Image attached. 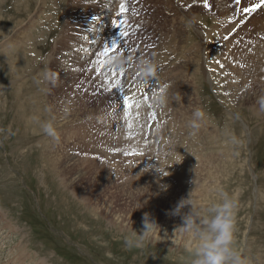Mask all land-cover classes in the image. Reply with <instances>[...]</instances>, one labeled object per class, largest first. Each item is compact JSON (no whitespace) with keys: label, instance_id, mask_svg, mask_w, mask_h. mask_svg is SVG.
<instances>
[{"label":"rangeland","instance_id":"1","mask_svg":"<svg viewBox=\"0 0 264 264\" xmlns=\"http://www.w3.org/2000/svg\"><path fill=\"white\" fill-rule=\"evenodd\" d=\"M95 1L0 0V264H264V0Z\"/></svg>","mask_w":264,"mask_h":264},{"label":"bare ground","instance_id":"2","mask_svg":"<svg viewBox=\"0 0 264 264\" xmlns=\"http://www.w3.org/2000/svg\"><path fill=\"white\" fill-rule=\"evenodd\" d=\"M58 1V0H57ZM86 2H90L91 0H85ZM98 2H99V7L97 8V10H98V13L96 14V16H97V18H98V21H100V23L98 24V26L97 25H94V27H96V29H98L100 26H101V21L103 20V18H107V13H108V11H109V8L110 7H112V4H113V1L114 0H97ZM96 1L95 0H92V4H94ZM75 3V2H74ZM91 4V5H92ZM117 5V4H116ZM115 5V6H116ZM78 7V5L77 4H72L71 5V9H72V11H74V9L75 8H77ZM93 7V6H92ZM83 9V8H82ZM87 9V6L86 7H84V10H86ZM79 10V9H78ZM76 11V10H75ZM137 12V11H136ZM117 13H118V9L116 8V10L114 11V18L116 17V15H117ZM119 15V14H118ZM124 15V14H123ZM125 17V16H124ZM122 18H123V16H122ZM126 18V17H125ZM93 27V26H92ZM95 31V30H94ZM107 72V71H106ZM105 72V73H106ZM109 74L111 73L110 71L108 72ZM107 74V73H106ZM107 76V75H106ZM108 77V76H107ZM167 81V80H166ZM170 84V83H169ZM156 90V91H155ZM153 91H155L154 93H153ZM153 91H152V98H155L156 97V99L158 100V108H159V110H162L161 109V107H163L162 105H165V104H167L164 100H163V97H166L167 96V93H166V90H165V88H164V90L163 91H161L160 92V90H158V88L157 89H153ZM133 101V100H132ZM134 103H132L131 102V104H132V108H130V109H132V110H134V112H131L132 114H136L137 112H139V111H137L136 109H134V108H136L138 105H139V103H137V101H133ZM170 102V101H169ZM128 103V102H127ZM128 105V104H127ZM160 106V107H159ZM23 111V110H22ZM162 112V111H161ZM140 113V112H139ZM132 118H133V115H132ZM134 119V118H133ZM132 120V119H131ZM137 121V120H136ZM132 122V121H131ZM132 125V124H131ZM133 125H136L135 123L133 124ZM132 125V126H133ZM245 129V128H244ZM180 170H182V169H180ZM175 173V172H174ZM179 174V172L177 173V174H175V175H173V177H174V179H176L177 180V182L181 179V175H182V172L180 171V174ZM207 241V240H206ZM210 246V245H209ZM202 250H208L209 252H211L212 251V248L211 247H209L208 248V245L206 244V243H202L201 244V248H200V251L202 252ZM214 250V249H213ZM216 252H218V251H216ZM219 253V252H218ZM220 254V253H219Z\"/></svg>","mask_w":264,"mask_h":264},{"label":"built area","instance_id":"3","mask_svg":"<svg viewBox=\"0 0 264 264\" xmlns=\"http://www.w3.org/2000/svg\"><path fill=\"white\" fill-rule=\"evenodd\" d=\"M147 93H148V95H149V94H151V91L149 90V91H147Z\"/></svg>","mask_w":264,"mask_h":264}]
</instances>
